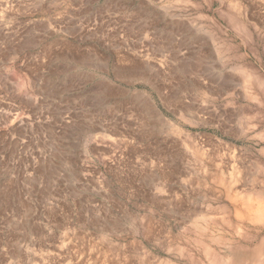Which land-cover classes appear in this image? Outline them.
<instances>
[{"label": "rangeland", "instance_id": "rangeland-1", "mask_svg": "<svg viewBox=\"0 0 264 264\" xmlns=\"http://www.w3.org/2000/svg\"><path fill=\"white\" fill-rule=\"evenodd\" d=\"M263 167L264 0H0V264H264Z\"/></svg>", "mask_w": 264, "mask_h": 264}, {"label": "bare ground", "instance_id": "bare-ground-1", "mask_svg": "<svg viewBox=\"0 0 264 264\" xmlns=\"http://www.w3.org/2000/svg\"><path fill=\"white\" fill-rule=\"evenodd\" d=\"M25 43H26V42H25ZM25 46H27V45H25ZM25 46H24V47H25ZM192 57H193V56H192ZM182 64H183V63H182ZM195 64H196V63H195ZM186 65H187V64H185V67H186ZM189 66H190V65H189ZM191 66H192V65H191ZM191 66H190V67H191ZM227 77H228V76H227ZM205 78H206V77H205ZM222 78H223V77H222ZM226 80H227V79H226ZM104 92H105V91H104ZM164 101H165V100H164ZM167 103H168V102H167ZM89 123H90V122H89ZM114 127H115V126H114ZM186 136H187V135H186ZM94 138H95V137H94ZM263 168H264V167H263ZM1 184H2V183H1ZM9 187H10V186H9ZM3 189H4V188H3ZM3 193H4V192H3ZM234 194H235V193H234ZM235 196H236V195H235ZM232 197H233V195H232ZM239 197H240V196H239ZM233 199H234V198H233ZM235 203H236V202H235ZM259 203H260V202H259ZM259 207H260V206H259ZM259 207H258V208H259ZM237 209H238V208H237ZM249 209H251V208H249ZM249 209H248V210H249ZM255 209H256V208H255ZM252 210H253V209H252ZM239 212H240V211H239ZM235 213H238V211H236ZM240 213H241V212H240ZM257 213H258V212H257ZM242 214H243V213H242ZM242 214H241V215H242ZM249 214H250V213H249ZM262 214H263V213H262ZM258 215H259V214H258ZM263 215H264V214H263ZM259 216H260V215H259ZM254 219H255V218H254ZM261 219H263V218L261 217ZM257 220H258V218H257ZM258 221H259V220H258ZM258 221H257V222H258ZM255 222H256V219H255ZM199 239H200V238H199ZM210 255H211V254H210Z\"/></svg>", "mask_w": 264, "mask_h": 264}]
</instances>
